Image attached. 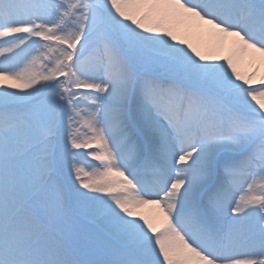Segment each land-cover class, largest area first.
<instances>
[{
    "label": "snow or ice",
    "instance_id": "snow-or-ice-1",
    "mask_svg": "<svg viewBox=\"0 0 264 264\" xmlns=\"http://www.w3.org/2000/svg\"><path fill=\"white\" fill-rule=\"evenodd\" d=\"M0 264H264V0H0Z\"/></svg>",
    "mask_w": 264,
    "mask_h": 264
},
{
    "label": "bare ground",
    "instance_id": "bare-ground-1",
    "mask_svg": "<svg viewBox=\"0 0 264 264\" xmlns=\"http://www.w3.org/2000/svg\"><path fill=\"white\" fill-rule=\"evenodd\" d=\"M144 211H146V212H147V211H148V209H145Z\"/></svg>",
    "mask_w": 264,
    "mask_h": 264
}]
</instances>
